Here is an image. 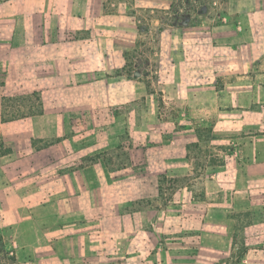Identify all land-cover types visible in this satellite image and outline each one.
Segmentation results:
<instances>
[{
  "label": "rangeland",
  "instance_id": "rangeland-1",
  "mask_svg": "<svg viewBox=\"0 0 264 264\" xmlns=\"http://www.w3.org/2000/svg\"><path fill=\"white\" fill-rule=\"evenodd\" d=\"M116 1L120 6L116 5L113 10L117 8L118 14L141 20L138 27L134 24L119 32L124 35L123 44L128 48L125 50L127 69L84 78L75 75L74 81L60 85L65 87L62 90H38L22 95L7 91L0 101V125L32 117L36 133L30 138L5 139L0 135V158L6 155L0 159V186L22 187L39 182L45 194L52 190L46 185L84 169L85 173L81 172L79 178H99L104 202L114 187L121 204L131 199L129 195L143 196L144 188L149 190L153 186L157 187L161 198L166 194L165 198L170 199L175 180L183 178V182H189L193 178L197 194L194 201L176 199L172 203L159 199L158 207L164 209L162 213L144 216L141 226L134 221L133 228L129 224V232L118 231V235L111 238L131 247L128 264H222L221 253L212 256L201 246V237H208L210 232L201 230L228 227L234 235L232 243H240L230 252L229 258L235 263L247 253L246 241L251 236L248 237L244 229L251 225L260 229L264 223L263 204L253 210L233 201L226 203L221 192L212 198H199V195L207 176L218 174L221 177L219 167L231 162L233 157L234 164L241 163L238 154L243 140L234 130L239 113L244 112L248 118L251 114L253 118L254 111L264 110V89L258 90L254 85L255 71L262 69L256 64L250 68L249 60H242L234 52L238 35L260 37L264 0H226L224 5V0H216L217 3L214 0L172 1L171 5L183 8L184 13L191 7L203 10V14L193 11L191 17V21L194 16L202 21L199 31L176 27L178 18L169 12L171 5L156 12H135L131 0ZM223 10L227 13L223 23L214 26ZM152 19L160 22H152ZM105 28L111 30L110 26ZM203 33L218 38L215 45L226 38L236 41L224 43L227 48L215 49L213 65L207 69L212 87L203 91L197 90L198 86L185 88L178 73L171 79L166 76L163 83L169 88L168 92L159 91V84L163 83L153 71L157 58L152 60V53L161 52L163 45L167 57L185 60L183 70L193 72V34ZM12 36V27H0V40ZM78 36L71 34L65 38L73 40ZM70 49L75 48L72 45ZM259 80L264 77H257ZM22 124L6 125L9 134L23 129ZM77 151L86 153V163L79 168L69 165L72 153ZM163 161L181 164L187 170L175 175L165 170ZM91 162L98 165L92 168ZM35 163L37 169H33ZM179 174L182 175L179 177ZM147 200L146 197L139 199L127 211L157 205L156 202L148 204ZM3 213L0 206V231L6 235L8 248L18 252L19 240L3 223ZM148 238L151 242L147 246L144 242ZM260 248L264 253V247ZM36 255L35 251H24L23 255L19 252L18 262L29 264ZM211 257L213 263H208Z\"/></svg>",
  "mask_w": 264,
  "mask_h": 264
},
{
  "label": "crops",
  "instance_id": "crops-1",
  "mask_svg": "<svg viewBox=\"0 0 264 264\" xmlns=\"http://www.w3.org/2000/svg\"><path fill=\"white\" fill-rule=\"evenodd\" d=\"M172 1L131 0L130 5L135 12H156L169 8ZM119 4L116 0H0V27L13 28V38L4 37L0 40V101L7 91L22 95L38 90H62L65 87L60 85L71 83L75 75L84 78L125 71V50L128 48L123 44L124 35H119V32L134 24L138 27L141 20L118 14ZM115 6L117 8L113 10ZM153 21L160 22L159 19ZM109 26L111 30L105 28ZM201 26L193 28V31H199ZM261 27L260 37L254 35L247 38L243 34L237 36V42L226 38L217 45L215 42L218 38L210 33L193 34V72L183 70L185 60L167 57L165 46L162 45L161 52L152 53L151 59L157 58L153 71L160 83L166 82V76L171 79L180 73L179 81L183 87L191 85L198 86L196 89L200 91L209 90L212 80L208 78L210 73L207 69L213 65L211 59L215 49L218 50L220 46L227 48L224 43L236 42L237 51L234 52L238 57L249 60L250 68L256 64L262 69L261 72L255 71L257 76L254 75V85L262 90L264 80L257 81V77H264V24ZM71 34L79 36L73 40L65 38ZM72 45L75 48L73 50L70 49ZM238 72L246 73L241 70ZM159 89L164 93L169 91L164 83L159 84ZM239 115L234 130L243 140L242 150L238 154L241 163L237 161L234 164L233 157L231 162L219 167L221 177L218 174L207 176L199 198H212L221 192L226 203L233 201L243 204L246 209L255 210L261 204L264 206V110L254 111L253 118L251 114L248 118L244 112ZM9 123H24V126L23 129L18 128L17 134L10 135L6 127ZM9 123L0 125V135L5 139L30 138L36 133L32 117H22ZM72 155L69 165L79 168L82 163H86L84 151L73 152ZM4 157L6 155L0 159ZM34 165L33 169H37L38 164ZM97 165L91 162L89 166L94 168ZM163 167L175 175L187 170L181 164L164 161ZM78 172L65 180L46 185L47 189L51 187L52 190H47L45 194L41 192L43 187L39 182L22 187L0 186V206L4 212L2 220L11 229L14 238L19 240L17 257L19 252L23 255L24 251H35L37 255L29 264H128L131 247L116 243L111 235H118V231L129 232V224L133 228L134 221L141 226L144 216L162 213L164 209L158 207V200L165 198L166 194L161 198L157 187L153 186L149 190L144 188L143 196L137 193L129 195L131 199L119 204L116 188L113 187L114 191L104 202L101 180L79 178L80 173L84 174L85 171ZM183 180L178 178L174 181L170 199L165 200L172 203L176 199L178 202L195 200L197 194L194 192L196 186L193 178L189 182ZM145 197L148 204L156 202L157 205L127 211L128 207ZM260 229L255 225L244 229V233L251 236L246 241L247 253L235 263L229 256L231 250L239 247L240 243H232L234 235H231L230 228L201 230L211 232L208 237H201V246L212 256L221 253L222 264H264V253L260 248L264 247V223ZM149 242L150 238L144 243L148 246ZM213 259L211 257L208 263H213Z\"/></svg>",
  "mask_w": 264,
  "mask_h": 264
},
{
  "label": "trees",
  "instance_id": "trees-1",
  "mask_svg": "<svg viewBox=\"0 0 264 264\" xmlns=\"http://www.w3.org/2000/svg\"><path fill=\"white\" fill-rule=\"evenodd\" d=\"M174 1L176 0H173V2ZM214 2L217 3L216 0H214ZM223 3H226V0H224L222 4ZM214 9L217 10V8ZM171 11L178 18V21L175 24L176 27L195 28L200 26L202 23V21H199V19L197 18L198 16H194L193 21H191L192 19L191 17H193L192 14L193 11L195 13L203 14V10H198V9L193 10V7H191L189 10L187 11L185 10L184 13L183 8L176 9L173 5H171L169 12ZM224 15H227L226 10L220 12V16L217 22L214 24V26H219L220 24L223 23ZM161 30H163V27L161 28ZM0 264H19L16 251L8 248L6 235L1 231H0Z\"/></svg>",
  "mask_w": 264,
  "mask_h": 264
}]
</instances>
